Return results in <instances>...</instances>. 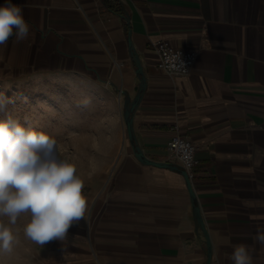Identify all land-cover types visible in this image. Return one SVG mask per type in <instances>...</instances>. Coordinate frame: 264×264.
Listing matches in <instances>:
<instances>
[{"label": "crops", "instance_id": "crops-1", "mask_svg": "<svg viewBox=\"0 0 264 264\" xmlns=\"http://www.w3.org/2000/svg\"><path fill=\"white\" fill-rule=\"evenodd\" d=\"M11 2L30 35L0 46V77L79 75L122 117L108 186L44 264H233L239 244L264 264V0ZM161 41L198 52L190 75L157 69ZM176 134L198 147L192 193L168 151Z\"/></svg>", "mask_w": 264, "mask_h": 264}, {"label": "clouds", "instance_id": "clouds-1", "mask_svg": "<svg viewBox=\"0 0 264 264\" xmlns=\"http://www.w3.org/2000/svg\"><path fill=\"white\" fill-rule=\"evenodd\" d=\"M29 35L22 8L5 0L0 5V46L12 37L20 42ZM14 103L0 94V256L12 251L22 218L24 236L43 246L64 240L88 212L75 162L61 155L55 137L27 118L21 123L8 107ZM89 103L84 101L85 106ZM255 240L264 245V229H257ZM230 259L233 264H253L250 246L235 245Z\"/></svg>", "mask_w": 264, "mask_h": 264}, {"label": "rangeland", "instance_id": "rangeland-1", "mask_svg": "<svg viewBox=\"0 0 264 264\" xmlns=\"http://www.w3.org/2000/svg\"><path fill=\"white\" fill-rule=\"evenodd\" d=\"M0 94L15 103L8 107L25 123L55 137L61 155L75 162L84 182L83 194L108 186L121 154L122 117L117 96L104 85L71 73L30 71L0 77ZM90 103L85 106L84 101ZM18 221L17 242L0 264H44L56 240L41 246L23 233Z\"/></svg>", "mask_w": 264, "mask_h": 264}, {"label": "built area", "instance_id": "built-area-1", "mask_svg": "<svg viewBox=\"0 0 264 264\" xmlns=\"http://www.w3.org/2000/svg\"><path fill=\"white\" fill-rule=\"evenodd\" d=\"M159 59L156 67L159 71L170 76H187L194 69L198 52L183 50L161 41L157 44ZM121 66L120 63H116ZM197 145L191 140L178 134L174 135L168 144L171 158L176 161L190 179L194 177V168L198 165Z\"/></svg>", "mask_w": 264, "mask_h": 264}, {"label": "water", "instance_id": "water-1", "mask_svg": "<svg viewBox=\"0 0 264 264\" xmlns=\"http://www.w3.org/2000/svg\"><path fill=\"white\" fill-rule=\"evenodd\" d=\"M127 128H128L129 133H130V132H131V128H130V125H129V124H127ZM151 164H152V165H155V166H164V165H160V164H157V163H151ZM183 172H184V175H185L186 180H187V182H188L190 192L192 193L191 181H190V179H189L187 173H186L185 171H183Z\"/></svg>", "mask_w": 264, "mask_h": 264}]
</instances>
